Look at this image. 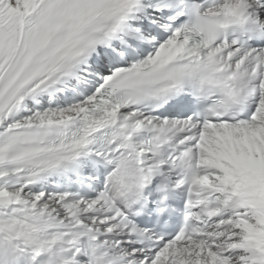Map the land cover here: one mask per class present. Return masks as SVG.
Segmentation results:
<instances>
[{
	"label": "snow or ice",
	"instance_id": "1",
	"mask_svg": "<svg viewBox=\"0 0 264 264\" xmlns=\"http://www.w3.org/2000/svg\"><path fill=\"white\" fill-rule=\"evenodd\" d=\"M0 264H264V0H0Z\"/></svg>",
	"mask_w": 264,
	"mask_h": 264
}]
</instances>
